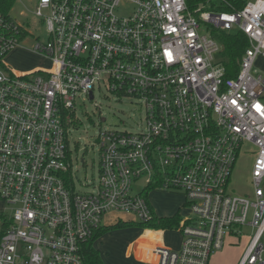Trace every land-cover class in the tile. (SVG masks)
<instances>
[{"label":"built area","instance_id":"1","mask_svg":"<svg viewBox=\"0 0 264 264\" xmlns=\"http://www.w3.org/2000/svg\"><path fill=\"white\" fill-rule=\"evenodd\" d=\"M20 0H15L19 2ZM238 4H241L238 6ZM0 9V201L13 207L0 264H84L83 247L112 212L154 219L148 188L182 192L178 249L151 247L153 264H209L250 229L240 264H264V0H35L44 42L29 52L48 69L14 71L5 57L31 36ZM237 30L248 46L233 77L221 46L201 34ZM222 59V58H221ZM136 101L140 133L98 137L95 190L77 193L68 131L79 98L95 88ZM259 106V108H257ZM254 148L250 194L228 190L244 146ZM253 153V152H252ZM145 187L133 194V185ZM131 222V221H130Z\"/></svg>","mask_w":264,"mask_h":264},{"label":"rangeland","instance_id":"2","mask_svg":"<svg viewBox=\"0 0 264 264\" xmlns=\"http://www.w3.org/2000/svg\"><path fill=\"white\" fill-rule=\"evenodd\" d=\"M4 4L11 5L13 10L9 13L19 23L24 24L31 36L24 41L23 45L10 52L4 59L14 71L30 72L38 68L48 69L50 62L42 56L33 54L29 50L39 42H44L46 33L39 19L31 14L27 15L26 8L33 6L35 0H2ZM238 33L237 30L230 32L210 31L203 25L201 34L213 38L221 52L212 56L213 61L220 62L225 50L226 35ZM255 76L264 77V64L257 61L253 70ZM75 121L68 131V144L71 157V175L77 193H91L95 190L100 175V154L98 137L105 130L140 133L145 129V114L142 106L136 101L125 97H118L108 92L103 86L96 87L94 98H79L75 103ZM254 148L244 146L239 152L232 170L228 190L234 194H250L251 168L254 162ZM253 152V153H252ZM145 187V181H138L133 185V194H137ZM148 202L152 206L156 217H179L187 214L186 199L182 192H162L149 190ZM13 213V207L0 201V233L8 224ZM2 216L4 219H2ZM130 222L131 226L114 228L105 232L95 242L99 246L100 258L103 264H139L131 243L143 235L146 230L162 231V229L148 228L139 225V221L125 213H109L103 216L102 225L109 227L116 225L118 221ZM168 231V232H167ZM171 231V233H169ZM175 229H164L165 240L177 242L179 236ZM250 229H244V234L239 240L234 241L232 246L225 244L224 247L214 252L209 264H240L244 251L250 240ZM181 237V236H180ZM234 237L228 238V240Z\"/></svg>","mask_w":264,"mask_h":264},{"label":"trees","instance_id":"3","mask_svg":"<svg viewBox=\"0 0 264 264\" xmlns=\"http://www.w3.org/2000/svg\"><path fill=\"white\" fill-rule=\"evenodd\" d=\"M202 0H191L192 5H196L200 3ZM7 4H4L2 0H0V9L4 12H6V6ZM241 4H238L240 6ZM9 6V5H8ZM248 43L246 38L241 33H235V34H228L226 35L225 40V50L223 53V65L226 69V76L227 77H233L237 72V63L239 59L241 58L243 52L247 48ZM154 189V188H148L147 191ZM2 219L4 217L2 216ZM180 224V217L178 215H175L173 217H154V219L146 224L141 226H144L145 228H154V229H177ZM132 223H121L119 222L116 225L109 226V227H102L98 232H96V235L94 238H92L89 242L85 244L83 247V257H84V264H103L102 260L100 258V253L97 249L94 248V241L98 239L100 236H102L105 232L110 231L114 228H122L131 226ZM7 226V225H6ZM5 226V227H6ZM3 232V231H2ZM1 232V233H2Z\"/></svg>","mask_w":264,"mask_h":264},{"label":"crops","instance_id":"4","mask_svg":"<svg viewBox=\"0 0 264 264\" xmlns=\"http://www.w3.org/2000/svg\"><path fill=\"white\" fill-rule=\"evenodd\" d=\"M258 61H261L264 64V60L259 59ZM148 198V197H147ZM152 208V206H151ZM153 210V209H152ZM156 217V216H155ZM121 222V223H125L122 222L121 220L117 222V224ZM126 223H131V222H126ZM113 226V225H112ZM106 227V226H103ZM164 229H162V231H153V230H146V232L139 236V238H137L134 243H131V248H133L137 261L139 264H153L152 262H150L148 260V255L147 252L149 250V248L151 247H156V246H160V247H165V248H170V249H178L180 246V242H181V237L179 233H176L179 236V239L177 240V242H168L167 240H165V234H163ZM168 232V231H167ZM169 233H171V231H169ZM101 238V236L96 239L94 241V248L95 249H99L97 246H95V242H97L99 239ZM240 238H233L231 240L227 241V244L232 246V244H234L236 240H239ZM98 252L100 253V251L98 250Z\"/></svg>","mask_w":264,"mask_h":264},{"label":"snow or ice","instance_id":"5","mask_svg":"<svg viewBox=\"0 0 264 264\" xmlns=\"http://www.w3.org/2000/svg\"><path fill=\"white\" fill-rule=\"evenodd\" d=\"M257 108H259V106H257Z\"/></svg>","mask_w":264,"mask_h":264}]
</instances>
